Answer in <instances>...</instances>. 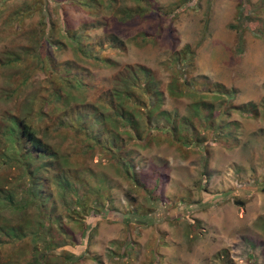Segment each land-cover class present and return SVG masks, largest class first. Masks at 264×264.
Segmentation results:
<instances>
[{"label": "rangeland", "instance_id": "obj_1", "mask_svg": "<svg viewBox=\"0 0 264 264\" xmlns=\"http://www.w3.org/2000/svg\"><path fill=\"white\" fill-rule=\"evenodd\" d=\"M70 1L0 0V125L10 115L26 119L43 141L59 151L60 166L70 169L69 174L78 172L72 174L77 191L73 196L50 177L51 168L42 172L43 181H31L7 164L11 149L0 134V155L6 154L0 158V190L7 191L1 196L8 195L20 209L14 211L6 200L0 201V221H32L34 230L40 225L35 222L44 221L40 238L32 240L28 228L20 243L2 235L1 264H29L32 248L48 243L46 237L56 247L35 264H224L217 255L223 250L231 264H264V27L256 28V15L264 22V0H103L87 7ZM242 1L255 6L248 12L253 20L247 24L239 18ZM238 20L245 24L241 40L236 34ZM65 29L76 38L86 37L80 45L89 53L106 45L112 35L118 37L123 50L106 51L116 64L86 61ZM42 34H49L55 44L47 46V60ZM188 46L196 53L194 66L185 51ZM35 49L38 54H33ZM50 60L86 66L95 73L99 85L95 91H85V101L100 98L102 84L127 89L134 106L126 101L122 105L133 113L138 128L135 135L127 130L132 133L128 163L136 167L137 176L125 180L118 174L120 166L105 145L85 141L68 127L53 129L61 121L66 124L61 113L33 115L47 97ZM129 65L153 71L155 85L163 93L160 109L190 119L189 126L173 135L163 131L164 116H148L144 106L152 105V91L142 78L135 82L136 75L124 71ZM175 82L182 96L170 94ZM219 84L232 93L223 94ZM196 89L218 90L221 95L202 97L193 94ZM195 100L210 105L207 110L201 107V113L220 116L214 128L207 116L193 115ZM101 107L117 131L113 111ZM82 115H76L80 123L86 120ZM32 184L33 195L39 193L33 205L27 191ZM97 188L106 189V198L91 197ZM42 195L54 201L41 202ZM84 199L83 204L91 207L87 214L79 205ZM49 213L59 221L49 225Z\"/></svg>", "mask_w": 264, "mask_h": 264}, {"label": "trees", "instance_id": "obj_2", "mask_svg": "<svg viewBox=\"0 0 264 264\" xmlns=\"http://www.w3.org/2000/svg\"><path fill=\"white\" fill-rule=\"evenodd\" d=\"M71 4H74L75 6H81L84 5L85 7L89 5H95V4H103V0H90L89 2H84L82 0H71ZM242 6L244 9L240 10V16L239 18L241 21L244 19L243 23L251 22L253 19L251 18L250 11H253L252 9L255 8L254 5L248 4L246 1L241 2ZM264 5V2L262 3ZM111 6V4H110ZM241 6V8H242ZM91 8V7H88ZM250 10V11H249ZM244 11V12H243ZM249 12V14H248ZM135 13H141L139 11H136ZM130 13H126L125 16H129ZM256 18L258 20L257 24L258 26L256 27L258 30H260V25L264 27V22L262 18L258 15H256ZM241 21H237L238 24V31H237V37L239 40L242 38V27L244 28V25L241 23ZM260 23V24H259ZM230 28L237 27L234 25H229ZM255 28V29H256ZM263 32V29L261 30ZM67 37H69V40L71 44L75 45L77 52H79L83 57L86 58L87 60H90V63H98L102 66H109L113 67L116 63V61H113L110 56L108 57V53L106 52L108 49L112 50L114 53L115 52H121L123 50V45L120 39L116 36L111 37L109 42L106 45L101 46L98 50H90L91 52H86L84 49L81 48L80 43H83L86 37H80L77 35V38L72 35V33L65 29ZM49 34H42L41 36V48L43 51V59L47 60L50 55L49 52L46 51L47 46L54 47L55 44L52 43V41L49 39ZM83 41V42H82ZM40 45V43L38 44ZM89 50V49H87ZM36 53L34 52L33 54H38L39 49H35ZM185 51L189 53L190 55V62L189 64L194 66L193 58L194 55L196 54L191 47H186ZM238 51V50H237ZM240 53V51H238ZM40 54L37 56L40 58ZM42 60V59H41ZM89 64V63H88ZM50 70L48 77L45 78V84H46V98L41 99L40 101L43 103L40 104L39 107H37L36 112L33 113V115L38 114V117L44 116L43 114L46 112V114L49 115H54V114H59L61 113L63 116H65L66 124L61 121L58 126L53 127V129L60 128V127H68L69 130H72L73 132L76 131L77 134L81 138H83L85 141H94L95 143H99L102 146H106L112 157H114V161L120 166L118 168V174H121V176L125 180H130V178H134L137 176L136 173V167L133 168V165L128 163V161H131V152L127 148V145L129 141L132 139V133H128L127 130H132L135 133L138 131V128L136 127V118L133 115V113L126 109L125 106H123V101H126L131 104V106H134L133 103L129 100L131 97L127 93V89H118V88H113L110 86L109 88L102 84L99 88V92L101 97L97 99L94 98L93 101H85L84 100V94L85 91H95L97 90V87L99 85L97 81V77L95 76V73L88 68V67H81V66H72L68 62H55L54 60H50V65H49ZM193 68V67H191ZM191 70V69H189ZM124 71H127L129 73H132L133 75H136L135 77V82L138 79H143L145 84H147V88L152 91V96L154 97V100L152 101L151 106L145 105L144 107L148 109L149 115L148 116H153L154 114H159L160 116H164V120L166 121V126L163 129L164 132H169L170 134L176 135L178 132H181V128L184 126L186 127L189 126L190 119L182 118L181 117H176L173 114H171L169 111H162L160 109V106L162 104V99H163V93L155 85V79L153 78V71L149 68H145L142 65H129V66H124ZM188 72V71H187ZM187 72H185L187 74ZM188 76V74H187ZM58 78V80H57ZM207 78V77H206ZM114 80L115 77L113 78ZM60 80L65 81L64 85L60 84ZM191 79H185V82H189ZM158 83V81H156ZM135 84V83H134ZM134 84H132L134 86ZM179 85V83H178ZM207 84L204 85V88H208L206 86ZM119 86V85H118ZM218 88L223 89V94H228L229 95L232 93L230 89H226L223 84L217 85ZM74 87V90H71ZM194 89V87H193ZM177 90V82H175V85H172L169 89V92L171 95L174 96H182L183 93L181 89L179 91ZM199 89H196L193 94L199 95L202 97H205L207 93L213 94V98H218L219 95H221V92H218V90L215 92L203 89L201 92H198ZM113 91V94H112ZM215 96V97H214ZM106 98H109L110 100H107ZM201 101V100H199ZM198 100H195L194 103H192V112L194 113V116H198V114H202L204 117L207 116L208 122H211L210 126H213L220 120V116H212V112L209 113V117L207 114H205V111L201 113L202 108H205L206 110L209 108L210 105H207L206 103L199 102ZM203 101V100H202ZM73 103L80 105L79 108L77 109H72ZM253 105L254 103H251L249 105ZM45 105V106H44ZM47 105L50 106L49 109H47ZM101 105L107 107V109H111L113 111V115L116 116V119L118 121H115L114 127L117 128V131H115L108 119H110V116L105 115V112H103L104 108L101 107ZM261 105V103H260ZM246 106V105H245ZM264 108V105H262ZM256 109V104L253 107V110ZM74 112L73 115L70 114V112ZM83 114L82 116L86 117V120L83 123H80V119L76 118L77 114ZM54 115V116H57ZM132 115V118H131ZM58 121V119L56 118ZM77 120V121H76ZM2 125H0V134L3 135V142L8 145V148L11 149V154L7 157V160L9 161L7 164L10 166H16L18 170L20 171L19 174L21 176L26 175L31 181H43V176L42 172L49 170L50 168L53 169V173L51 172L49 175L51 178H53L58 184H60V187L62 189L66 188L68 192H70L73 196L77 195V191L75 190V176L78 174V172L75 173H68V170L70 169H64L62 166H60L63 158H61L60 153L58 150L54 149L51 145H49L47 142L43 141L42 135H38L37 129L32 127L30 123L24 119V118H17L14 115H10L7 118L3 120ZM59 123V121H58ZM133 123L135 125H133ZM169 123V125H168ZM79 126L78 131L76 130V126ZM168 125V126H167ZM2 130V133H1ZM140 131V130H139ZM190 134H193V130L191 129ZM230 130L227 131V134H230ZM80 134H84L83 137ZM141 132H138L136 135L137 137L141 138L142 135H140ZM147 134V132H146ZM145 134V136H147ZM124 135V137H122ZM95 136V137H94ZM94 137V138H93ZM144 137H142L143 139ZM82 139V141H83ZM83 141V142H85ZM6 154L2 153L0 155V158L5 159ZM36 162H40V164L33 167ZM46 162V163H44ZM36 167V168H35ZM68 173V174H67ZM73 174V175H72ZM70 175V176H68ZM72 175V176H71ZM104 180V179H102ZM85 181L82 179V183ZM109 186L110 184H106V187ZM99 189V188H97ZM0 190V201L6 200L7 206H10L12 210L14 211H19L20 209L16 205H12L11 199L8 197V195L1 196L2 192H7V191H2ZM29 193H31V198H32V205H33V199L34 197L39 196V193H36L33 195V184L31 185V188L27 189ZM36 191V190H35ZM106 189L100 188L99 190H96L95 194L96 196H91V197H104ZM86 196H89V191L85 190ZM63 195V194H61ZM43 197L40 199L42 202L44 199H51L54 201L49 195H42ZM85 196V197H86ZM82 198V197H81ZM88 197H86L87 199ZM106 198V196L104 197ZM36 199V198H35ZM85 200V199H84ZM97 202L100 203L99 200L94 199ZM104 201V200H103ZM85 201H81V204H79L85 211L86 214L89 211L88 204H83ZM110 202V200H109ZM90 204V203H89ZM106 203L103 202L102 206H105ZM78 205V206H79ZM100 206V205H99ZM101 206V207H102ZM107 206V205H106ZM88 207V208H87ZM67 208V207H66ZM65 208V210H66ZM70 208V207H68ZM91 208V207H90ZM104 209V207H102ZM106 208V207H105ZM89 214V213H88ZM69 213L67 214L68 217ZM136 216H139L138 213L135 214ZM48 220H51L49 225L53 223V221H59L57 218L53 219L52 215L49 213ZM132 216V215H131ZM56 217V216H55ZM41 221V222H40ZM40 221L35 222L39 225V228H36V230L33 229V222L32 221H25V220H19L18 222L12 224L11 221L7 220L4 218L3 221H0V243L2 241V235L9 237V239H12V241H20L22 242L23 238L26 237H21L24 234V231L30 230L29 234H31L32 240L33 237L37 238V236L40 238L42 236V227L44 226V221L41 218ZM29 226L30 229H29ZM87 229V227H85ZM16 232V234H15ZM7 233H12L13 235H9ZM19 233V234H18ZM20 236V237H19ZM44 242L48 243H43L41 248L38 246H34L32 248V260L29 262V264H35L33 261H39V258H44L45 251L52 250L53 248L56 247V244L53 243V240L51 238H43ZM49 240V241H46ZM18 244V243H17ZM129 244V243H128ZM131 246L133 245V242L130 243ZM66 254L70 255V253ZM218 257L221 259L225 260L224 264H231L230 260H228L227 254H225V250L218 252L217 253ZM34 257V258H33ZM225 258V259H224ZM1 264V262H0ZM49 264V263H45Z\"/></svg>", "mask_w": 264, "mask_h": 264}]
</instances>
